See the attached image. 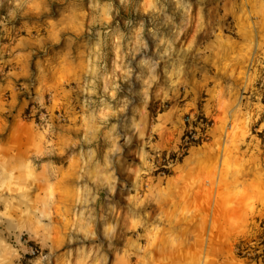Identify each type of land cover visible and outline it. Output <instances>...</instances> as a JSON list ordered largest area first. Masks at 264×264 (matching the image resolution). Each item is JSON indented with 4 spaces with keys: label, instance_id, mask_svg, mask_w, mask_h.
<instances>
[{
    "label": "rangeland",
    "instance_id": "1",
    "mask_svg": "<svg viewBox=\"0 0 264 264\" xmlns=\"http://www.w3.org/2000/svg\"><path fill=\"white\" fill-rule=\"evenodd\" d=\"M250 258L264 0H0V264Z\"/></svg>",
    "mask_w": 264,
    "mask_h": 264
},
{
    "label": "trees",
    "instance_id": "2",
    "mask_svg": "<svg viewBox=\"0 0 264 264\" xmlns=\"http://www.w3.org/2000/svg\"><path fill=\"white\" fill-rule=\"evenodd\" d=\"M205 121L207 122V120H205ZM194 135H195V132H190L189 134H187V135L185 136V138H189V141L186 142V144H187L186 149H187V150L190 148V146L199 144V141H200V140H195ZM185 138H184V139H185ZM186 154H187V153H184V154L182 155V157H180V158H178V155H177V154H173L172 157H171V162L174 163V164L177 163V162H180V161L182 160V158H183ZM237 251H238L237 255H238L239 257H241V258H247V257L250 255L251 252H256V249H255V248H251V247H249V246H248V247H247V246H243V245L241 244V245L237 246ZM250 260H251L252 262H253V261L256 262L257 264L260 263L259 261L255 260V259H253V258H250Z\"/></svg>",
    "mask_w": 264,
    "mask_h": 264
}]
</instances>
